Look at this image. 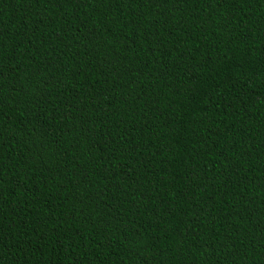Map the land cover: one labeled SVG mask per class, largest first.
<instances>
[{
  "label": "trees",
  "instance_id": "trees-1",
  "mask_svg": "<svg viewBox=\"0 0 264 264\" xmlns=\"http://www.w3.org/2000/svg\"><path fill=\"white\" fill-rule=\"evenodd\" d=\"M0 264H264V0H0Z\"/></svg>",
  "mask_w": 264,
  "mask_h": 264
}]
</instances>
